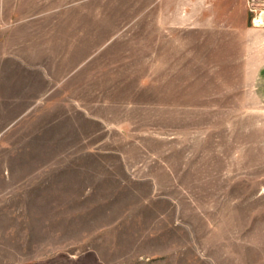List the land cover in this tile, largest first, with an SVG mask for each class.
I'll return each mask as SVG.
<instances>
[{
  "label": "rangeland",
  "instance_id": "obj_1",
  "mask_svg": "<svg viewBox=\"0 0 264 264\" xmlns=\"http://www.w3.org/2000/svg\"><path fill=\"white\" fill-rule=\"evenodd\" d=\"M261 12L0 0V264H264Z\"/></svg>",
  "mask_w": 264,
  "mask_h": 264
},
{
  "label": "bare ground",
  "instance_id": "obj_2",
  "mask_svg": "<svg viewBox=\"0 0 264 264\" xmlns=\"http://www.w3.org/2000/svg\"><path fill=\"white\" fill-rule=\"evenodd\" d=\"M260 14V13H259ZM254 25L256 26H263L264 25V13L261 12L260 15H258L254 21H253Z\"/></svg>",
  "mask_w": 264,
  "mask_h": 264
},
{
  "label": "crops",
  "instance_id": "obj_3",
  "mask_svg": "<svg viewBox=\"0 0 264 264\" xmlns=\"http://www.w3.org/2000/svg\"><path fill=\"white\" fill-rule=\"evenodd\" d=\"M258 75H259V80L261 81V90L264 91V63L262 64L261 69H260Z\"/></svg>",
  "mask_w": 264,
  "mask_h": 264
}]
</instances>
